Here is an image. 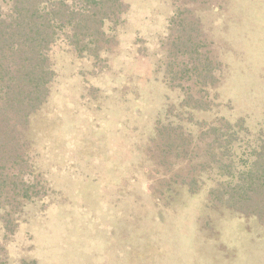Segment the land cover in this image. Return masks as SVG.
<instances>
[{"label": "rangeland", "instance_id": "1", "mask_svg": "<svg viewBox=\"0 0 264 264\" xmlns=\"http://www.w3.org/2000/svg\"><path fill=\"white\" fill-rule=\"evenodd\" d=\"M123 2L99 59L50 51L25 134L37 196L0 218V264H264L262 224L211 202V175L196 192L170 178L198 150L164 159L157 136L187 92L208 104L193 122L245 120L237 162L264 141V0Z\"/></svg>", "mask_w": 264, "mask_h": 264}, {"label": "trees", "instance_id": "2", "mask_svg": "<svg viewBox=\"0 0 264 264\" xmlns=\"http://www.w3.org/2000/svg\"><path fill=\"white\" fill-rule=\"evenodd\" d=\"M123 12V0H0V218L37 196L27 178L31 164L25 134L32 115L50 95L52 47L63 40L82 57L99 59L111 40L106 24H116ZM188 63L195 65V60L190 56ZM179 105L178 112L188 114L181 116L184 123L158 129L157 136L168 141L163 158H169L174 146L176 157L198 150V158L187 157L198 172L170 178L196 192L206 174L211 175V202L255 217L264 227V141L237 162L232 153L237 135L247 130L244 119L236 124L222 119L193 122L194 113L208 104L203 96L187 92Z\"/></svg>", "mask_w": 264, "mask_h": 264}]
</instances>
